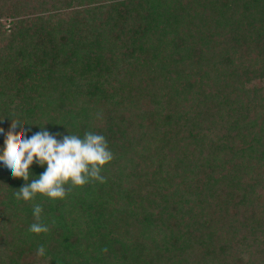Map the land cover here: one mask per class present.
Returning a JSON list of instances; mask_svg holds the SVG:
<instances>
[{
    "label": "trees",
    "instance_id": "obj_1",
    "mask_svg": "<svg viewBox=\"0 0 264 264\" xmlns=\"http://www.w3.org/2000/svg\"><path fill=\"white\" fill-rule=\"evenodd\" d=\"M10 120L113 159L57 200L0 171V264H264V0H0Z\"/></svg>",
    "mask_w": 264,
    "mask_h": 264
},
{
    "label": "clouds",
    "instance_id": "obj_2",
    "mask_svg": "<svg viewBox=\"0 0 264 264\" xmlns=\"http://www.w3.org/2000/svg\"><path fill=\"white\" fill-rule=\"evenodd\" d=\"M10 121L14 131L5 133L0 128V134L5 136L0 147V171L25 181L14 191L16 199L28 202L38 194L51 200L64 199L65 185L82 187L90 181L104 182L100 173L112 161L113 154L103 135L94 132H86L83 137L59 134L58 139L46 126H37L41 130L29 136L31 126ZM34 164L44 169L37 178H31L30 169ZM41 213L40 205H34L32 214L36 222L29 226L34 234L48 231V227L40 223ZM36 254L44 256V247H38Z\"/></svg>",
    "mask_w": 264,
    "mask_h": 264
}]
</instances>
